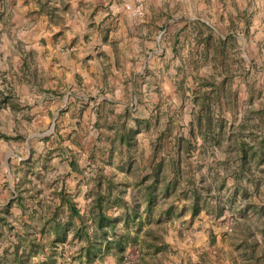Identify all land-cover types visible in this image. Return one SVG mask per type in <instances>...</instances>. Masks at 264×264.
I'll return each instance as SVG.
<instances>
[{
  "label": "rangeland",
  "instance_id": "1",
  "mask_svg": "<svg viewBox=\"0 0 264 264\" xmlns=\"http://www.w3.org/2000/svg\"><path fill=\"white\" fill-rule=\"evenodd\" d=\"M35 1L9 0L8 10L13 14L7 16L6 24L0 22V90L7 92L11 88L9 92L13 95L5 105L0 103V134L9 136L0 137V208L11 200L21 177L19 161L53 149L52 158L40 168L42 179L35 177L33 182L43 189L46 200L53 188L63 185L76 194V200L85 209L88 202L85 180L95 174L96 164L103 165L102 161L108 158L109 142L105 140L108 124L123 121L126 127H135L136 118L143 120L137 134V150L132 154L140 172L151 156L152 142L165 124L170 125L173 134L186 133L185 125L193 119L192 90L200 80L214 81L217 85L225 80L221 107L215 112L228 122L227 131L230 132L229 124L239 128L242 123L250 131L257 129L255 116L257 110L264 108V5L260 0H199L203 5L193 13L186 9L172 15L179 19L171 29L167 28L168 32H162L165 37L170 35L164 40V51L154 57V66L138 75L137 92L128 97V91L124 103L121 102L124 94H118V89L113 87L108 89L112 95L109 102L93 100V96L102 93L98 90L90 100L77 103L66 96L69 88L52 89L50 81L36 76L34 67L22 68L24 53L32 66L36 60L34 50L21 40L39 20L34 11ZM236 1L242 6L241 11ZM174 4L192 5L194 0ZM174 29L179 30L173 32ZM233 30L236 40L226 43L221 52L218 37H225ZM199 31L202 33L198 38ZM208 34L211 44L207 47L204 38ZM162 66H165L163 70ZM54 130L58 134L46 143L42 137ZM226 154L228 148L224 144L213 148L204 170L209 165L210 170L223 173ZM70 157L83 173L71 170ZM121 157L126 155L116 153L111 160L113 165H104L105 173L114 172L122 179L124 175L116 169ZM191 160L193 169L200 159L195 155ZM259 169L263 170L259 171L263 175L261 185L257 189L253 181H243L246 195L240 190L236 192L230 175L225 177V186L219 190L226 203L222 216L201 212L192 218L186 210L182 216L164 222L159 232L170 245L167 255L142 257L136 248L137 256L129 249L123 258L109 255L90 264H126L125 257L133 258L135 264H264V163ZM10 210L14 216L19 214L16 205ZM7 217L16 223L14 217ZM213 236L214 243L210 244ZM67 240L54 248L60 252L57 263L86 264L73 259L81 242L73 239L71 232ZM46 259V254L35 257L39 264Z\"/></svg>",
  "mask_w": 264,
  "mask_h": 264
},
{
  "label": "trees",
  "instance_id": "2",
  "mask_svg": "<svg viewBox=\"0 0 264 264\" xmlns=\"http://www.w3.org/2000/svg\"><path fill=\"white\" fill-rule=\"evenodd\" d=\"M8 1L0 0L2 24L13 14L8 10ZM66 7L65 0H36L34 11L46 15L50 23L55 24ZM201 33L199 31L198 38ZM209 39L210 34L204 38L207 47L211 44ZM218 40L220 51L224 52L225 44L236 40V33L233 30L225 37L219 36ZM22 56V68L29 70L31 62L24 54ZM31 78L35 79V75L31 74ZM224 81L220 85L207 80L196 82L192 90L193 119L185 125L186 133L173 134L170 125L165 124L152 142L151 156L140 172L132 154L137 150V134L141 132L143 120L136 118L135 127H126L123 121L108 124L109 134L105 137L109 142L108 158L102 161L103 165L96 164L95 174L85 180L88 198L85 209L79 205L76 194L63 185L53 188L46 200L43 189L33 182L35 177L42 179L40 168L52 158L53 149L20 160L21 177L11 200L0 208V264H39L35 257L44 254L47 259L40 264H58L57 253L60 252L54 248L68 241L69 232L73 239L81 242L73 257L79 263L90 264L109 255L120 259L127 250L134 252L136 248L142 257L167 255L170 245L159 227L182 216L186 210L192 218L201 212L222 216L226 203L219 190L225 186L226 176L234 180L236 192L240 190L246 195L243 181H253L258 189L263 178L259 173L263 170L258 168L264 163V108L257 110L256 130L250 131L242 123L239 128L229 124L230 132L227 131L228 122L215 112L221 107ZM137 87L135 84V92ZM8 89L7 92L0 90L2 106L12 99L11 88ZM55 134L58 132L54 130L42 138L47 143ZM0 137L9 138L5 134ZM223 144L228 148L222 162L223 173L210 170L209 165L204 170L213 148ZM116 153L126 155L116 165L117 171L124 175L122 179L114 172L104 171V165H113L111 160ZM195 155L200 162H195L191 169V158ZM91 161L95 164V158ZM68 162L72 171L83 173L73 157ZM12 205L19 208L17 216L11 213ZM8 215L14 217L16 223L11 222ZM209 243H214V236Z\"/></svg>",
  "mask_w": 264,
  "mask_h": 264
},
{
  "label": "crops",
  "instance_id": "3",
  "mask_svg": "<svg viewBox=\"0 0 264 264\" xmlns=\"http://www.w3.org/2000/svg\"><path fill=\"white\" fill-rule=\"evenodd\" d=\"M139 1L143 3L144 14L133 16L127 6ZM178 1L184 0H65L67 7L58 23L52 24L46 15H38L34 32L29 30L23 34L21 40L36 55L34 65L30 63L29 67H34L36 76L50 81V88H69L66 96L77 103L90 100L98 90L102 93L93 96V100L109 102L112 100L108 94L110 87L124 94L121 102H127L128 91V97L136 94L138 75L154 66V57L164 51V40L170 35L165 37L162 32H168L167 28L171 29L179 19L172 15L186 9L193 13L203 5L202 1L194 0L192 5L189 2L176 7L174 3ZM236 2L241 11L242 6ZM260 2L264 5L263 0ZM176 30L179 29L173 32Z\"/></svg>",
  "mask_w": 264,
  "mask_h": 264
},
{
  "label": "built area",
  "instance_id": "4",
  "mask_svg": "<svg viewBox=\"0 0 264 264\" xmlns=\"http://www.w3.org/2000/svg\"><path fill=\"white\" fill-rule=\"evenodd\" d=\"M128 11L131 15L141 17L144 14V6L141 1L137 2L134 6H127ZM136 256L138 254V251L135 250L133 252ZM125 263L126 264H135V260L130 257H125Z\"/></svg>",
  "mask_w": 264,
  "mask_h": 264
}]
</instances>
